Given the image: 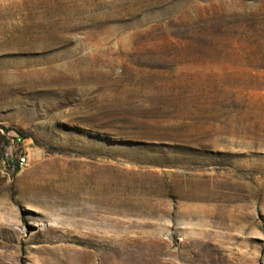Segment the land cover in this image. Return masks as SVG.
Returning <instances> with one entry per match:
<instances>
[{
  "label": "rangeland",
  "instance_id": "1",
  "mask_svg": "<svg viewBox=\"0 0 264 264\" xmlns=\"http://www.w3.org/2000/svg\"><path fill=\"white\" fill-rule=\"evenodd\" d=\"M0 264H264V0H0Z\"/></svg>",
  "mask_w": 264,
  "mask_h": 264
},
{
  "label": "built area",
  "instance_id": "2",
  "mask_svg": "<svg viewBox=\"0 0 264 264\" xmlns=\"http://www.w3.org/2000/svg\"><path fill=\"white\" fill-rule=\"evenodd\" d=\"M20 142H22L21 138L17 139V143L19 144ZM16 165L19 167H25L28 164V160L26 156H19L16 161H15Z\"/></svg>",
  "mask_w": 264,
  "mask_h": 264
}]
</instances>
